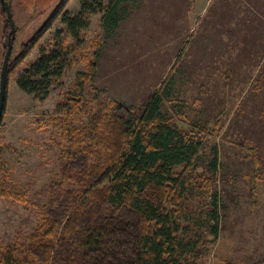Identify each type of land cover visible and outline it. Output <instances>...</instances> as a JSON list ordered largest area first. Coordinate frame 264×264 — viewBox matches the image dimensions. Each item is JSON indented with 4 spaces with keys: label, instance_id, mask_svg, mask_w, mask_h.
<instances>
[{
    "label": "rangeland",
    "instance_id": "obj_1",
    "mask_svg": "<svg viewBox=\"0 0 264 264\" xmlns=\"http://www.w3.org/2000/svg\"><path fill=\"white\" fill-rule=\"evenodd\" d=\"M7 1L17 34L0 126V156L14 189L35 200L36 193L59 178L68 126L62 104L78 73L92 62L97 67L90 72L89 86L138 114L172 74L163 112L173 117L179 130L197 124L215 130L200 154L202 165L213 160L212 148L219 154L207 200L204 204L198 198L191 201L195 209L188 219L194 226L191 236L194 239L197 233L203 238L194 239L200 247L191 245L186 258L198 264L264 259V0H131L121 6L117 28L105 27L101 13L86 16L88 28L76 46L58 17L18 64L23 45L63 0ZM64 11L77 16L79 0H69ZM5 24L0 1V68L6 52ZM49 42L51 50L67 55L66 68L52 80L47 97L44 90L39 96L27 94L17 81ZM254 154L259 157L257 169L252 164ZM203 170L201 166L199 172ZM254 177L256 188L251 193ZM216 191L217 239L209 231L213 221L207 205ZM41 221L42 213L27 204L0 199L1 244L28 242Z\"/></svg>",
    "mask_w": 264,
    "mask_h": 264
},
{
    "label": "trees",
    "instance_id": "obj_2",
    "mask_svg": "<svg viewBox=\"0 0 264 264\" xmlns=\"http://www.w3.org/2000/svg\"><path fill=\"white\" fill-rule=\"evenodd\" d=\"M104 1L79 0L80 11L74 16L64 11L69 0H63L23 45L15 63L25 60L58 17L75 46L81 44V34L88 28L85 17L90 14H103L105 27L117 28L121 6L131 0H108L107 5ZM3 12L4 37L8 39L11 26L6 10ZM5 46L7 51V43ZM51 47L52 43H47L18 79L17 85L25 93L39 96L44 90L47 97L52 80L62 76L67 55ZM2 66L3 62L0 80ZM96 67L92 62L89 69L78 73L75 85L65 95L62 111L68 126L57 180L36 193L35 200L27 199L12 186L0 156V199L27 204L32 211L42 213L41 224L28 242L0 243V264H198L187 260L186 254L191 252V245L197 247L194 239H202L203 234L195 233L192 239L194 226L188 219L195 212L192 198L204 204L218 172L217 148H212L209 164L204 166L200 160L215 130L201 124L179 130L173 117L163 112L169 103L172 74L138 114L89 86L93 78L90 72ZM75 111L80 114L76 118L72 115ZM4 114L5 109L2 118ZM252 164L258 168V155L252 156ZM201 166L206 170L199 172ZM255 177L251 193L256 188ZM210 196L212 201L207 205L213 224L209 231L217 239V191ZM225 264H264V259L243 263L227 260Z\"/></svg>",
    "mask_w": 264,
    "mask_h": 264
},
{
    "label": "water",
    "instance_id": "obj_3",
    "mask_svg": "<svg viewBox=\"0 0 264 264\" xmlns=\"http://www.w3.org/2000/svg\"><path fill=\"white\" fill-rule=\"evenodd\" d=\"M0 1L3 6V9L6 10L7 18L11 26V30L8 34V39H7V51L4 57L3 66L1 70V80H0V123H1L6 105L7 87H8L7 72L13 52L14 41L16 39V25L14 22V16L11 11L9 2L7 0H0Z\"/></svg>",
    "mask_w": 264,
    "mask_h": 264
}]
</instances>
